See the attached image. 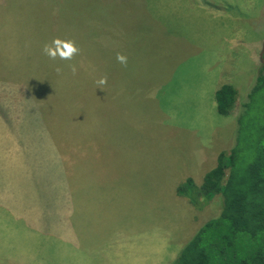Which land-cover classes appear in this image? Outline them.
<instances>
[{"label":"rangeland","instance_id":"rangeland-1","mask_svg":"<svg viewBox=\"0 0 264 264\" xmlns=\"http://www.w3.org/2000/svg\"><path fill=\"white\" fill-rule=\"evenodd\" d=\"M227 3L246 11L239 27L211 28L207 14L226 15ZM57 37L80 53L49 59L43 46ZM213 72L237 89L227 119L206 108ZM259 72L264 0H0V203L15 215L42 210L19 244L49 264H163L170 248L174 264L222 206L216 195L195 209L176 188L200 186L234 146ZM66 190L91 205L70 225ZM15 248H0V264L24 253Z\"/></svg>","mask_w":264,"mask_h":264},{"label":"trees","instance_id":"trees-1","mask_svg":"<svg viewBox=\"0 0 264 264\" xmlns=\"http://www.w3.org/2000/svg\"><path fill=\"white\" fill-rule=\"evenodd\" d=\"M228 84L215 92L216 110L228 116L236 100ZM264 73L259 72L237 117L234 146L221 152L200 186L186 179L176 194L195 209L213 196L221 210L182 248L174 264H264ZM260 109V115L254 114ZM250 116V117H248ZM249 119H245V118Z\"/></svg>","mask_w":264,"mask_h":264},{"label":"crops","instance_id":"crops-1","mask_svg":"<svg viewBox=\"0 0 264 264\" xmlns=\"http://www.w3.org/2000/svg\"><path fill=\"white\" fill-rule=\"evenodd\" d=\"M242 5H244V4H242ZM234 7H235V3H234V6H232L230 3H227L225 5H221V7H220L221 12L223 14H226L224 16L217 17L214 15L207 14V17L210 20V24H209L210 27L216 28L219 26V24L222 21H229L230 23L236 24L235 25L236 27H239V25L233 19L235 17L241 18V16H245L246 11H244L241 8V10H238V12H237L234 9ZM251 13L254 14L255 11L251 10ZM241 19H244V17ZM222 44L224 46L226 44V41L223 42ZM221 51H222L221 54L228 53L224 49L223 50L221 49ZM224 75L226 78H228V80H231V75L228 73L226 76L225 72H224V74H222V72L221 73L213 72V75H211L213 78V81L211 80L212 84L208 83V86L207 85L205 86L207 89L205 95L208 94V98L206 100V108H207L209 114H211V115L212 114L213 115L218 114L217 110H216V103H215L214 95L220 86L225 85V84H221V77ZM228 85H231V82H229ZM232 87L235 90H237L235 86H232ZM220 117H222L223 119H227V116H225V117L220 116ZM210 141L207 142L206 144L209 145ZM78 190H80V189H78ZM65 195H68V197H70V200L67 202L66 207H65L67 209V211H66L67 216H66V220L64 221V223H69L68 225H70L71 219L73 218L72 217L73 211L79 210L78 213L83 215L84 213L89 212L88 209H89V207H91V205H88L87 201L82 202V200L80 201L78 206H76L74 203L72 204L71 203V195L72 194H71L70 190H66L63 193L62 197H64ZM32 204L34 205V202ZM37 209H38V206L35 205L34 209L32 207H29L28 214L15 215V214L8 212L7 207H6V209H4L0 203V238L5 236L4 243H2V241L0 239V248L3 246L11 247L15 244L16 250L21 249L24 251L23 254L19 253L17 256L13 257L12 258L13 260L11 261L10 264H49V262L52 260L51 258H45V257L37 256L36 253L39 252L37 249L30 248L27 245H20L19 244V237L25 231L32 233V228L34 227V223L32 222V220H34L37 215L42 214V210H37ZM3 220L5 221L4 224H3ZM41 250H44V248H41ZM181 250H179L178 253L176 254V257L174 258L175 260H176V258L179 255ZM175 253H176V251L173 248L168 249V251L166 253L167 255L163 261V264H166L167 261H171V259H170L171 257L170 258H168V257L174 255ZM116 256H121V255H116ZM63 259H65V258H63Z\"/></svg>","mask_w":264,"mask_h":264},{"label":"clouds","instance_id":"clouds-1","mask_svg":"<svg viewBox=\"0 0 264 264\" xmlns=\"http://www.w3.org/2000/svg\"><path fill=\"white\" fill-rule=\"evenodd\" d=\"M43 54L48 56L51 60H67L71 61L80 53L79 47L74 40L61 39L59 37L54 38L51 43H47L43 46ZM117 62L123 66H127V57L121 53H117ZM73 74H76L77 67L75 64L70 65ZM60 69H57L59 71ZM97 88L102 89L107 84V76H102L95 81Z\"/></svg>","mask_w":264,"mask_h":264}]
</instances>
